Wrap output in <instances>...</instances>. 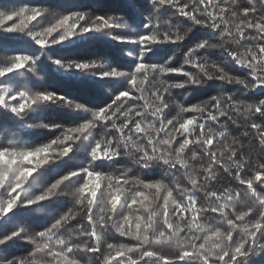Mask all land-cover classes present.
I'll use <instances>...</instances> for the list:
<instances>
[{
    "label": "snow or ice",
    "instance_id": "snow-or-ice-1",
    "mask_svg": "<svg viewBox=\"0 0 264 264\" xmlns=\"http://www.w3.org/2000/svg\"><path fill=\"white\" fill-rule=\"evenodd\" d=\"M0 264H264V0H0Z\"/></svg>",
    "mask_w": 264,
    "mask_h": 264
}]
</instances>
